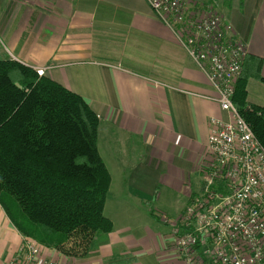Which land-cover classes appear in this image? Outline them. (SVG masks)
Listing matches in <instances>:
<instances>
[{"label": "crops", "instance_id": "1", "mask_svg": "<svg viewBox=\"0 0 264 264\" xmlns=\"http://www.w3.org/2000/svg\"><path fill=\"white\" fill-rule=\"evenodd\" d=\"M217 11L262 59L264 76V0H229ZM0 38L11 58L87 100L105 144L115 137L118 178L104 214L112 230L88 256L56 253L58 261L180 264L171 231L203 189L209 120L229 115L171 29L144 0H0ZM246 95L263 104L264 84L249 79ZM21 241L0 205V264Z\"/></svg>", "mask_w": 264, "mask_h": 264}, {"label": "trees", "instance_id": "2", "mask_svg": "<svg viewBox=\"0 0 264 264\" xmlns=\"http://www.w3.org/2000/svg\"><path fill=\"white\" fill-rule=\"evenodd\" d=\"M261 67L246 54L232 99L264 148V103L246 95L249 79L264 84ZM98 126L85 98L0 48V205L22 236L67 257L88 256L112 230Z\"/></svg>", "mask_w": 264, "mask_h": 264}, {"label": "built area", "instance_id": "3", "mask_svg": "<svg viewBox=\"0 0 264 264\" xmlns=\"http://www.w3.org/2000/svg\"><path fill=\"white\" fill-rule=\"evenodd\" d=\"M144 1L206 74L229 115L209 120L204 186L172 228L173 250L180 264H264V148L232 99L245 43L228 20L196 0ZM56 253L22 236L5 264H69Z\"/></svg>", "mask_w": 264, "mask_h": 264}, {"label": "rangeland", "instance_id": "4", "mask_svg": "<svg viewBox=\"0 0 264 264\" xmlns=\"http://www.w3.org/2000/svg\"><path fill=\"white\" fill-rule=\"evenodd\" d=\"M197 1V3L199 4V3H204V4H206V5H208V7L209 8H213L211 5H213L212 4V1H215L216 2V9L214 10V11H216V12H218L217 10L218 9H221V10H225L226 9V5H227V3H228V1L229 0H211V1H209V0H196ZM199 1H201V2H199ZM202 3V6L204 7V4ZM211 4V5H210ZM210 5V6H209ZM214 9V8H213ZM219 13V12H218ZM230 22V21H229ZM231 23V22H230ZM232 24V23H231ZM233 27V26H232ZM172 31V30H171ZM244 41V43H245V49H246V42H245V40H243ZM4 43L1 41V38H0V48L2 49V50H4V45H3ZM182 46V45H181ZM183 47V46H182ZM184 48V47H183ZM5 51V50H4ZM188 54V53H187ZM246 54H247V50H246ZM246 54H245V56H246ZM189 56V55H188ZM190 58V57H189ZM192 61V60H191ZM244 62V61H243ZM242 65H243V63H242ZM241 70H242V67H241ZM238 79V78H237ZM237 81V80H236ZM101 130H99L98 129V135H97V147H98V151H99V153H100V156L102 157V159H103V161H104V163L107 165V167H108V169H109V172H110V174H111V189H110V191L108 190V193H107V195H106V199H105V201L107 200V203L105 202V215H106V213H108L107 212V209H106V207H107V205H108V203L110 202V200H111V198L113 197V194H115V184H116V182H117V171H116V165H115V143H116V141H115V137L114 138H109L107 141V144H105V140L104 139H102V137H101ZM112 146H114V147H112ZM195 180H196V178L194 177V182H195ZM169 196H173V198H174V200H175V202L178 200V197H177V195H174V194H168ZM180 197V196H179ZM171 219H165L164 220V222L163 223H161V226L163 227V228H167L168 227V224L170 225V223H169V221H170Z\"/></svg>", "mask_w": 264, "mask_h": 264}]
</instances>
